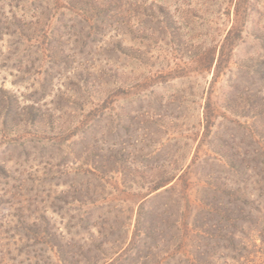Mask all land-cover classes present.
Wrapping results in <instances>:
<instances>
[{"label":"rangeland","instance_id":"1","mask_svg":"<svg viewBox=\"0 0 264 264\" xmlns=\"http://www.w3.org/2000/svg\"><path fill=\"white\" fill-rule=\"evenodd\" d=\"M6 102L0 264H264V0H0Z\"/></svg>","mask_w":264,"mask_h":264},{"label":"trees","instance_id":"2","mask_svg":"<svg viewBox=\"0 0 264 264\" xmlns=\"http://www.w3.org/2000/svg\"><path fill=\"white\" fill-rule=\"evenodd\" d=\"M7 104H9V103H11V102H6ZM3 110H2V115H3V121L0 123L1 125H2V128L4 129V131H6L8 128H7V122H6V120H7V117L9 116V113L11 112V104H9V105H7L6 107H4V108H2ZM30 115H31V118H33V115L34 114H32V109H31V113H30ZM205 121H206V124L207 123H210V119L209 118H207L206 117V119H205ZM1 174L2 175H7V171L3 168V170L1 171ZM160 187H163V185L162 186H159V187H157V188H155V191H157ZM229 203V202H228ZM253 213H252V216H251V214L249 215L248 214V216H249V221H252V222H254V221H257V216L256 215H258V213H260V211L258 210V209H255V208H253ZM254 212H255V214H254ZM222 220H227V218L225 217V216H223V218H222ZM247 219H246V217L245 218H243L242 216H241V214L240 215H238V218H237V220H235L234 221V223H238V224H244V223H246L247 221H248ZM58 248V252H60L62 249H63V247H64V245H63V247L61 246V244L59 245V246H57Z\"/></svg>","mask_w":264,"mask_h":264}]
</instances>
